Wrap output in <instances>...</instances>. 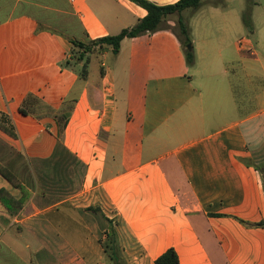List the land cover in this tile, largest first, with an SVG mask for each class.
Here are the masks:
<instances>
[{
	"label": "crops",
	"instance_id": "0c3cea01",
	"mask_svg": "<svg viewBox=\"0 0 264 264\" xmlns=\"http://www.w3.org/2000/svg\"><path fill=\"white\" fill-rule=\"evenodd\" d=\"M145 15L130 0H0V112L17 135L0 130V163L26 191L16 214L0 202V264H101L114 237L126 264L170 247L179 264H264V226L241 222L264 221V57L252 41L249 53L232 33H198L188 66L175 33H146L87 54L85 78L65 65L72 39ZM1 188L22 196L0 175Z\"/></svg>",
	"mask_w": 264,
	"mask_h": 264
},
{
	"label": "trees",
	"instance_id": "16d2710c",
	"mask_svg": "<svg viewBox=\"0 0 264 264\" xmlns=\"http://www.w3.org/2000/svg\"><path fill=\"white\" fill-rule=\"evenodd\" d=\"M136 5L146 10V15L140 18L133 26L122 29L118 34L107 35L90 39L87 42L72 39L73 51L71 52L70 60H67L65 65H80L78 71L82 78L87 75V54L95 52L96 47L109 48L114 54L120 49L121 41L126 38L137 37L146 33H153L162 28L168 18L176 17V27L178 32L175 33L178 39L183 42L188 40V27L184 21L182 12L185 9H197L200 7L201 0H177L171 4H157L150 0H130ZM186 43V42H185ZM184 44V43H183ZM186 63L191 66L194 63V55L191 51H185ZM0 130L10 137L16 138V132L14 125L8 115L0 112ZM0 175L3 176L13 187L19 188L22 192V196L16 199L7 189H0V202L6 207L10 214H16L22 207L24 199L26 197V191L22 183L18 180L16 175L12 173L6 166L0 164ZM95 210V209H94ZM241 222L248 226H264V221L257 223L247 222L241 220ZM102 248L108 254L107 264H126L120 256L118 251V245L115 237L109 238L102 243ZM155 264H179L178 255L173 247L166 249L161 255H159L155 261Z\"/></svg>",
	"mask_w": 264,
	"mask_h": 264
},
{
	"label": "rangeland",
	"instance_id": "374dc122",
	"mask_svg": "<svg viewBox=\"0 0 264 264\" xmlns=\"http://www.w3.org/2000/svg\"><path fill=\"white\" fill-rule=\"evenodd\" d=\"M202 3L197 9H185L182 12L184 21L188 27V40L181 42L180 46L182 53L185 57V51L187 45L191 44L192 54L198 57V42L200 37L198 33H232V36L229 34V37L226 42L237 41L240 38L247 39L252 41L253 45L256 48L259 56L264 57V36H260V26L264 24V15L261 14L259 10L256 11L258 4H264V0H201ZM217 3L219 2V8L213 9L208 3ZM172 16L167 19L163 27L158 29L153 33H177L178 29L176 27V17ZM179 33V32H178ZM144 35V34H143ZM150 38V36H145L144 40ZM213 38L218 41L217 35ZM186 42V43H185ZM225 42V44H226ZM184 43V44H183ZM99 48V47H96ZM112 54L109 53L108 58L105 59L107 64L111 63ZM236 63V62H235ZM81 62L79 65H76L77 71L80 69ZM75 66V65H74ZM189 66V65H188ZM191 73L195 68H188ZM140 86V85H139ZM138 91L140 92L139 87L137 86ZM134 88L129 87L126 90L125 94L119 92L118 94V106L119 109H122V100L128 95L130 98L134 93ZM124 96V97H123ZM1 164V163H0ZM63 207H60L62 209ZM52 214H48L45 218L51 219ZM81 230V229H80ZM77 231V230H76ZM84 232L83 230H81ZM59 232H64L66 230L61 225V230ZM78 232V231H77ZM78 232V233H82ZM86 232V231H85ZM27 234H24L26 236ZM78 241V239H75ZM40 248V247H39ZM99 264V263H96ZM101 264H107L101 263Z\"/></svg>",
	"mask_w": 264,
	"mask_h": 264
},
{
	"label": "built area",
	"instance_id": "2783aa9c",
	"mask_svg": "<svg viewBox=\"0 0 264 264\" xmlns=\"http://www.w3.org/2000/svg\"><path fill=\"white\" fill-rule=\"evenodd\" d=\"M237 44L241 50H247L249 53H253L252 46L247 39L240 38L238 39Z\"/></svg>",
	"mask_w": 264,
	"mask_h": 264
},
{
	"label": "water",
	"instance_id": "95a60500",
	"mask_svg": "<svg viewBox=\"0 0 264 264\" xmlns=\"http://www.w3.org/2000/svg\"><path fill=\"white\" fill-rule=\"evenodd\" d=\"M191 48H192L191 44H188V45H187V49L190 51Z\"/></svg>",
	"mask_w": 264,
	"mask_h": 264
}]
</instances>
